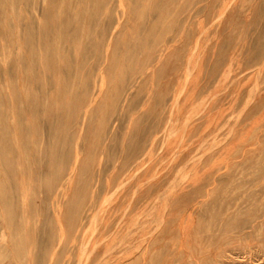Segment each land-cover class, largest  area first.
<instances>
[{
  "label": "rangeland",
  "instance_id": "1",
  "mask_svg": "<svg viewBox=\"0 0 264 264\" xmlns=\"http://www.w3.org/2000/svg\"><path fill=\"white\" fill-rule=\"evenodd\" d=\"M22 208L95 220L85 264H264V0H0V222Z\"/></svg>",
  "mask_w": 264,
  "mask_h": 264
},
{
  "label": "bare ground",
  "instance_id": "2",
  "mask_svg": "<svg viewBox=\"0 0 264 264\" xmlns=\"http://www.w3.org/2000/svg\"><path fill=\"white\" fill-rule=\"evenodd\" d=\"M170 49H171V47H170ZM167 50H169V49L167 48ZM162 57H163V55H162ZM69 174L71 175V172ZM68 178H69V176H68ZM67 183H68V179H67ZM62 188L64 189V190L62 189L63 191H60V189H59L54 194L55 199L58 200L62 195L65 194L64 192H65L66 185H64ZM11 199H12V196H11ZM94 200H96V199L94 198ZM96 201H94V203ZM91 203H90V205L92 207ZM101 203H103V202H101ZM10 204H12V203H10ZM94 206H96V205H93V208H94ZM12 208L10 207V209H12ZM104 208L101 209V210L99 208L98 211L99 212L103 211V213H104ZM99 212L96 211V214L99 213ZM94 213L95 212H93V214ZM52 214L51 215H52L53 219L56 220V222H57V226L52 225L50 223L52 217L47 215V214H46V216H44L43 220L45 221V223L43 225L39 226L37 224L38 220H34V222H30L29 223L28 219L25 216L24 208L18 209V211L17 210H10V212L7 214L6 218L4 217L5 215H3V220H1L2 223L0 222V224H1L0 225L1 226L0 229L2 228L3 231H1L0 235L2 236V238L5 236L7 238V240L8 239L9 240H8V244H6V246L3 244L5 246V248L3 246L5 251L1 252L2 254H0V255H2V258L0 259V264H6V261H8L7 262L8 264H85V255H86V252H87V246H88V243H90V241L86 242L87 239L85 237L86 236L85 231L89 230V228H92L91 226H93V227L96 226V224H94L95 220L94 221L93 220L89 221L90 225H88V228H87L86 224L85 223H81L80 221H79L80 225H78V226H76L77 224L73 225L74 222L72 221V219H71V222L73 224L72 223H69V224L65 223L64 224V219H65V217L67 215H65L62 210H59V209H58V211H54L53 210ZM69 216H71V215H69ZM100 217H101V214H100L99 218ZM91 218H92V216H91ZM96 218H97V215H96ZM68 219H69V217H68ZM94 219H95V217H94ZM92 222H93L94 225H92ZM95 223H97V222L95 221ZM91 231L93 232V229H91ZM86 233H87V236H88V231ZM102 236H100V237H102ZM93 238H95V237H93ZM98 242L101 243V241H98ZM98 242H96V244ZM0 245L2 246V244H0ZM89 245H91V244H89ZM101 245L102 244H100V246ZM1 246H0V250L2 248ZM132 247H130V249ZM117 249H118V247H117ZM130 249H127V250H130ZM128 253H131V252L129 251ZM87 257L89 259L88 258H86V259L91 261L90 256L87 255ZM89 261H87V262H89ZM107 261H109V260H107Z\"/></svg>",
  "mask_w": 264,
  "mask_h": 264
}]
</instances>
